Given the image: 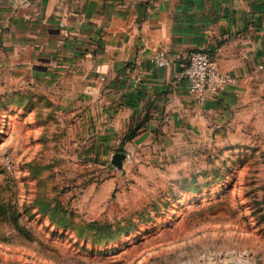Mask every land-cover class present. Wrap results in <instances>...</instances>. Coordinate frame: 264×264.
Instances as JSON below:
<instances>
[{
  "label": "rangeland",
  "instance_id": "obj_1",
  "mask_svg": "<svg viewBox=\"0 0 264 264\" xmlns=\"http://www.w3.org/2000/svg\"><path fill=\"white\" fill-rule=\"evenodd\" d=\"M68 124L0 95V264H264V145H62Z\"/></svg>",
  "mask_w": 264,
  "mask_h": 264
},
{
  "label": "crops",
  "instance_id": "obj_2",
  "mask_svg": "<svg viewBox=\"0 0 264 264\" xmlns=\"http://www.w3.org/2000/svg\"><path fill=\"white\" fill-rule=\"evenodd\" d=\"M194 49L236 82L196 100ZM19 89L55 99L62 145H264V0H0V95Z\"/></svg>",
  "mask_w": 264,
  "mask_h": 264
},
{
  "label": "built area",
  "instance_id": "obj_3",
  "mask_svg": "<svg viewBox=\"0 0 264 264\" xmlns=\"http://www.w3.org/2000/svg\"><path fill=\"white\" fill-rule=\"evenodd\" d=\"M157 66H164L169 59L162 49H157L151 57ZM179 75L186 82L187 92L196 100L206 96H215L226 86L236 82L232 74L221 71L209 52L204 49H194L187 53L180 63ZM6 167H11L9 157L4 159Z\"/></svg>",
  "mask_w": 264,
  "mask_h": 264
},
{
  "label": "trees",
  "instance_id": "obj_4",
  "mask_svg": "<svg viewBox=\"0 0 264 264\" xmlns=\"http://www.w3.org/2000/svg\"><path fill=\"white\" fill-rule=\"evenodd\" d=\"M133 134V131L128 130V132L123 136V138H130Z\"/></svg>",
  "mask_w": 264,
  "mask_h": 264
},
{
  "label": "bare ground",
  "instance_id": "obj_5",
  "mask_svg": "<svg viewBox=\"0 0 264 264\" xmlns=\"http://www.w3.org/2000/svg\"><path fill=\"white\" fill-rule=\"evenodd\" d=\"M232 264H236L235 262H233Z\"/></svg>",
  "mask_w": 264,
  "mask_h": 264
}]
</instances>
